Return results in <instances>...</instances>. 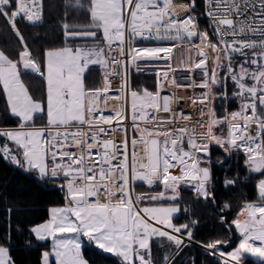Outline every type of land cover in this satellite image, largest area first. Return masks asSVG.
<instances>
[{"label":"snow or ice","instance_id":"1","mask_svg":"<svg viewBox=\"0 0 264 264\" xmlns=\"http://www.w3.org/2000/svg\"><path fill=\"white\" fill-rule=\"evenodd\" d=\"M66 7L87 22L65 19L61 46L38 61L20 25L42 22L44 0H0V18L21 45L16 59L0 51V92L16 121L0 126V160L63 193L64 203L30 230L51 240L42 264H88L82 238L120 264H154L155 238L175 246L162 264H175L185 240L227 257L222 264L249 257L264 264V0H67ZM177 48L187 54L177 64L187 85L169 75ZM160 61L166 67L154 91L130 87V66L141 72ZM93 71L102 72L101 86H89ZM30 73L42 77L39 99L22 79ZM112 77L120 78L115 89ZM166 86L203 90L188 97L199 119L179 108L182 98L162 95ZM213 145L243 153L256 174V199L244 201L236 219L220 217L239 237L228 253L220 246L230 239L195 241L190 224L173 223L181 186L214 199ZM10 240L0 238V264H16Z\"/></svg>","mask_w":264,"mask_h":264},{"label":"trees","instance_id":"2","mask_svg":"<svg viewBox=\"0 0 264 264\" xmlns=\"http://www.w3.org/2000/svg\"><path fill=\"white\" fill-rule=\"evenodd\" d=\"M66 5L67 0H44L42 22L36 25L21 23L20 30L24 40L33 57L38 61L42 60L44 50L61 46L63 39L61 26L65 19L72 24L87 22V16L84 12L70 11ZM199 10L203 11V8L201 7ZM204 26L205 24L201 23V27ZM20 50L21 45L17 38L11 32L7 23L0 18V51H4L10 58L16 59ZM101 76V71H93L88 76L89 86H101ZM22 79L32 94L39 99L43 89L42 77L30 73L22 75ZM156 79L157 77L154 74L129 71V84L132 89L147 88L154 91ZM235 107L236 104H233L230 110ZM15 123V118L10 117L4 96L0 92V126L14 127ZM211 159L213 180L209 191L213 193L214 199L210 197L208 200H204L198 198L196 193L180 190L178 203L181 211L173 218V223L177 226L190 224L195 241L208 242L210 239H230L229 244L220 246L223 252L228 253L238 245L239 237L235 233L234 227L230 229L227 223L221 222L220 217L223 215L230 222L234 220L244 201H254L256 199V174H250L247 171L245 157L241 153L228 155L223 149L213 145ZM0 171L6 177L18 176L17 179L22 183L30 182L28 191H32L31 196L33 197L30 204L42 208H51L64 203L63 193L57 184L52 181L41 180V183H39L33 179L34 182H32L30 180L32 178L20 176L15 168L5 165L1 160ZM246 177L251 178L246 179ZM234 178H238L236 184L225 186V179ZM137 191H143V188H137ZM0 193H3L1 189ZM226 203L230 205V208L222 211ZM25 213L28 214L29 212L26 211ZM193 221H196V223L193 224ZM18 224L22 226L25 223L23 220H19ZM0 231L11 235V241L13 242L10 243V251L16 264H41L40 253L43 245L37 243L32 233L24 228L13 227L11 223H7L2 218H0ZM26 242H29L30 245L27 246ZM89 251L94 259L91 264H120L115 257L104 255L94 249ZM244 264L253 263L246 259Z\"/></svg>","mask_w":264,"mask_h":264},{"label":"rangeland","instance_id":"3","mask_svg":"<svg viewBox=\"0 0 264 264\" xmlns=\"http://www.w3.org/2000/svg\"><path fill=\"white\" fill-rule=\"evenodd\" d=\"M186 55L187 54L182 53L179 48L175 49L173 57H172V61H171L173 69H175V71L169 72V75L175 77L177 79L178 83H180L182 85H187L189 83V80L184 79V77L187 75V73L182 68L177 67V64H178V61L180 59H183ZM165 67H166L165 63L163 61H160V62L153 63L151 65H146L144 67V70L141 72H137L135 70V68L132 66L129 67V71L131 70L135 73H147V74L156 75V73L158 71L161 72V74H162ZM192 78L193 79H199V77H192ZM168 87L170 90L173 91V93L177 97L182 98L180 100V102H182V103H188V97L193 96V95H197L201 91H203L201 89H194V88H185V87L176 88L175 86H168ZM211 161H212V159H211ZM24 175L27 177H33V176L35 177V175H33L32 173H24ZM3 176H4V173H2L0 171V189H1V192H3L2 194L0 193V218L7 220L9 223H11L13 225V227L24 228L27 231H29V233H31L30 230L33 226H37L41 223H44L49 219L50 207L49 208L48 207L42 208V207H37V206H34L33 204H30V203H32V198H33L31 196L32 191H28V188L30 187V185H29L30 182L22 183L19 181V179H17L18 176L16 177V175H14L13 177L4 176V179L2 178ZM36 180H38V179H36ZM38 182L41 183V180H38ZM181 187H182L181 190H184V191H188L189 189H192L191 187H186V186H181ZM31 188H32V186H31ZM15 194H16V196H15ZM9 209L11 210L10 212H9ZM26 211L29 212L27 215L34 216V217L30 218L32 220L29 221L28 223L26 221H24L25 224L20 226L18 223L14 222L12 220V218L16 219V220H23V215H21V212H26ZM35 217L39 221H37V219L35 220L34 219ZM236 218H237V215L234 219H236ZM240 219H243V217H240ZM6 235L7 234H4L0 238H4ZM33 236H34V234H33ZM36 241H37V243L43 245V249L40 253V262L42 264V261H41L42 253L51 248V240L38 241L36 239ZM10 243H11V240H10ZM25 244L27 246L30 245L29 242H26ZM195 245L198 246V244H195ZM169 247H170V249L175 248V246L171 242L169 244ZM90 249L97 250L98 252H100L104 255L113 257L111 254L103 253L101 250L97 249L95 247L94 243H90L85 238H82L81 254H82L83 258L88 262V264H91L94 261V259L91 257V252L89 251ZM201 249L199 246L197 247V251L200 252V253L198 252V254L209 255L208 252H204L203 251L204 249L203 250H201ZM226 258L227 257H224V258L220 257V255L217 253L216 255L208 256V261H210L211 264H222V260L226 259ZM154 261H155V263H157V259H155ZM137 264H138V262H137Z\"/></svg>","mask_w":264,"mask_h":264},{"label":"crops","instance_id":"4","mask_svg":"<svg viewBox=\"0 0 264 264\" xmlns=\"http://www.w3.org/2000/svg\"><path fill=\"white\" fill-rule=\"evenodd\" d=\"M94 67H96V66H94ZM43 87H44V85H43ZM37 123L39 124L40 122L38 121ZM12 167L18 171V174L20 176L25 177L23 171L19 170L15 166H12ZM30 178H32V179H30L32 182H34V180L36 182H38V180H36V178L34 176L30 177ZM188 191L195 193V191H193L192 189H189ZM168 202H171V201H168ZM168 202H161V203H168ZM21 215H23V221H26L27 223L32 220V219H30L31 217H34V216L28 217L25 212H21ZM177 215L178 214H176L174 216V218ZM34 219L36 220L37 218L35 217ZM12 220L16 223H18V221H19V220L13 219V218H12ZM5 221H7V220H5ZM37 221H39V220L37 219ZM7 223H9V222L7 221ZM3 235H4V233H2L0 231V237ZM11 242H13V241H11ZM185 243L188 246H186L182 249V251L180 252L178 257H175V264H193V262H194V264H203V263L204 264H211V262L208 261V256H210V255H205V254L203 255L202 253H201L202 255H200V254H198L199 251H197L198 246L195 245V243L189 244V242L187 240H185ZM169 244H170V241H168L167 238H155L151 241V257H152V260L154 261L155 259H157V263H155V261H154V264H162V258L165 254H169V255L174 254L175 248L170 249ZM201 250H203V249H201ZM203 251L207 252L206 250H203ZM116 259H117V261H119L118 258H116Z\"/></svg>","mask_w":264,"mask_h":264},{"label":"built area","instance_id":"5","mask_svg":"<svg viewBox=\"0 0 264 264\" xmlns=\"http://www.w3.org/2000/svg\"><path fill=\"white\" fill-rule=\"evenodd\" d=\"M201 23H204L205 24V22L202 20V22ZM29 25H31V24H29ZM101 75H102V72H101ZM119 77H112V82H113V88L115 89V87L118 85V83H119ZM128 80H129V69H128ZM110 95H116V94H118L115 90H113L112 92H110L109 93ZM162 95H171V94H174L173 93V91L172 90H170L169 89V87L168 86H166L165 88H164V90L162 91V93H161ZM114 103V102H113ZM179 108L180 109H182L184 112H185V114H188V113H191L192 114V116H193V119H199V116L197 115V110L195 109V108H193V107H190L189 106V102L188 103H182V102H180L179 103ZM234 110H237V105H236V107L233 109V111ZM127 122V121H126ZM213 147V146H212ZM211 152H212V149H211ZM242 155H243V153H241ZM5 165H7V166H13V165H11L10 163H8V162H5V161H3V160H1ZM258 243V242H257ZM199 246V245H198ZM200 247V246H199ZM200 248H202V247H200ZM202 249H204V248H202ZM205 250V249H204ZM248 260L249 261H251L253 264H260V263H258L257 261H255V260H252V259H249L248 258Z\"/></svg>","mask_w":264,"mask_h":264},{"label":"water","instance_id":"6","mask_svg":"<svg viewBox=\"0 0 264 264\" xmlns=\"http://www.w3.org/2000/svg\"><path fill=\"white\" fill-rule=\"evenodd\" d=\"M249 259H252V260L257 261L256 258H253V257H249ZM257 262H258V261H257ZM258 263H260V262H258Z\"/></svg>","mask_w":264,"mask_h":264}]
</instances>
